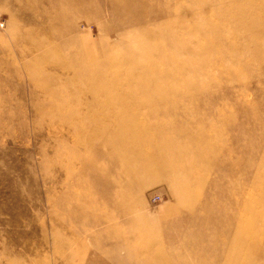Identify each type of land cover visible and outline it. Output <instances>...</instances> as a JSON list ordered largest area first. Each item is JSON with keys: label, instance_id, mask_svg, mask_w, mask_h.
Segmentation results:
<instances>
[{"label": "rangeland", "instance_id": "374dc122", "mask_svg": "<svg viewBox=\"0 0 264 264\" xmlns=\"http://www.w3.org/2000/svg\"><path fill=\"white\" fill-rule=\"evenodd\" d=\"M0 264H264V0H0Z\"/></svg>", "mask_w": 264, "mask_h": 264}, {"label": "built area", "instance_id": "2783aa9c", "mask_svg": "<svg viewBox=\"0 0 264 264\" xmlns=\"http://www.w3.org/2000/svg\"><path fill=\"white\" fill-rule=\"evenodd\" d=\"M161 198V195L159 193H154L153 196L151 197L152 200H158Z\"/></svg>", "mask_w": 264, "mask_h": 264}]
</instances>
